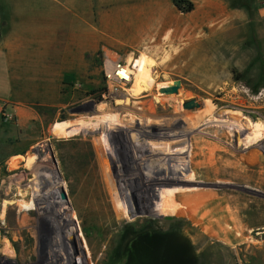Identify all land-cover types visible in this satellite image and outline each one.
Listing matches in <instances>:
<instances>
[{"label": "rangeland", "instance_id": "rangeland-1", "mask_svg": "<svg viewBox=\"0 0 264 264\" xmlns=\"http://www.w3.org/2000/svg\"><path fill=\"white\" fill-rule=\"evenodd\" d=\"M139 1L154 13H91V23H106L90 25L81 13H43L55 3L42 0L43 18L99 38L60 51L71 73L60 104L38 107L36 145L10 168L0 162V210L12 201L0 220V240L11 244L0 264H264V0H190L189 12L174 0ZM138 31L142 40L132 41ZM140 53L153 59L157 83L139 97L130 83L117 91L107 83L108 96L105 54L128 62ZM176 79L180 105L155 98L159 83ZM125 95L130 101L117 103ZM189 99L199 106L184 108ZM213 120L230 139L208 135L203 123ZM54 186L65 192L61 203ZM187 192L195 214L183 209Z\"/></svg>", "mask_w": 264, "mask_h": 264}, {"label": "crops", "instance_id": "crops-1", "mask_svg": "<svg viewBox=\"0 0 264 264\" xmlns=\"http://www.w3.org/2000/svg\"><path fill=\"white\" fill-rule=\"evenodd\" d=\"M52 1L55 7L44 4L43 13H81L78 16L83 20L87 16L90 25L106 23L103 16L91 23V13H154L141 10L139 0H122V6L118 5L121 0ZM41 8L42 0H0V106L15 115L10 120L0 113V162L7 168L36 145L38 107L60 104L61 87L71 78L61 67L60 51H66L69 44L84 50L93 38H99L82 28H68L62 19L43 18ZM232 13L243 16L245 11Z\"/></svg>", "mask_w": 264, "mask_h": 264}, {"label": "bare ground", "instance_id": "bare-ground-1", "mask_svg": "<svg viewBox=\"0 0 264 264\" xmlns=\"http://www.w3.org/2000/svg\"><path fill=\"white\" fill-rule=\"evenodd\" d=\"M128 10V9H127ZM129 24H131V23H129ZM131 26H132V24H131ZM120 27V31L122 32V33H125V29L123 28V26H119ZM127 28H128V26H126ZM129 29H130V27H129ZM135 29V28H134ZM137 30V29H136ZM144 31V30H143ZM142 32V31H141ZM140 31H138L137 33H134L133 35H130L129 37H131L132 38V41H140V40H142V33H141ZM145 32V31H144ZM147 34V33H146ZM144 35V34H143ZM159 37V36H158ZM147 38H149V37H147ZM169 38H170V36H169ZM155 39H157V38H155ZM167 40V39H166ZM156 41V40H155ZM164 43L165 44H167L165 41H164ZM164 45V44H163ZM168 45V44H167ZM196 50V49H195ZM197 50H201L202 51V54L203 55H208V53L205 51L206 49H197ZM190 53V52H189ZM194 53V51H192V54ZM115 54V53H114ZM181 55L180 57H182L184 54H187L186 52H183V51H179V53H178V55ZM198 54V53H197ZM107 56H109V57H111L109 54H106ZM116 56V55H115ZM186 56H188L189 57V61L192 63V64H194V65H198V67H200V65H202V64H205L206 63V61L204 62L203 60H202V57L200 58V57H195V56H190V55H186ZM114 57V56H113ZM128 63H130L131 65H132V68L131 69H129V71H130V75H126V80L125 81H123V82H121V81H117V80H115V79H109V80H107V83H109V85H111V87H113V86H115V84H116V82H119V84H120V86H122V89L123 90H125L126 88L124 87L127 83H130V85H129V87L127 88V92H128V94L129 95H132V96H134V97H139L140 95H141V93H143V92H146V91H148L150 88H152L157 82H156V77H155V75L150 71V69H151V67L154 65V61H153V59L151 58V57H149V56H147L146 54H139L137 57H132V58H130V60H128ZM107 65H110V63H108ZM210 65V64H209ZM197 67V66H196ZM204 69V68H203ZM208 70H210V69H208ZM208 70H206V72H208ZM159 83V82H158ZM118 84V85H119ZM170 84H173V81L171 80V81H169V82H167L166 84H164V85H161L160 83H159V87H162V86H166V85H170ZM158 88V87H157ZM181 89V88H180ZM157 91H158V94L156 93L155 94V98H157V99H159L162 103L163 102H165L166 100L167 101H170V102H177L179 105L182 103V99H181V96H182V91L181 90H178V92L176 93V94H170V93H163V92H160V90L159 89H157ZM123 95V94H122ZM262 95V94H261ZM123 97H125L123 100H117L118 102L117 103H128L127 101H130V99L129 98H126V95L125 96H123ZM261 97V96H260ZM264 97V96H263ZM163 98H165L166 100H164ZM126 99V100H125ZM152 105V104H151ZM151 105H148V106H150L149 108L151 109H153V107L151 106ZM144 106V105H143ZM145 107V106H144ZM107 108V105L106 104H104V103H102V104H99V106H98V110H99V112H100V110H103V111H101V113L102 114H105L106 116H108V114H107V110H104V109H106ZM140 109V108H139ZM154 110V109H153ZM213 116V115H212ZM108 117H111V116H108ZM209 117V119L208 120H211V119H214V117H210V116H208ZM201 120H202V118H201ZM200 120V123H202V121ZM203 121H205V119L203 120ZM212 121V120H211ZM204 122L203 124H205V127L207 128V130H209V136L211 135V136H214V137H220V138H229L231 135L230 134H228V130H225L224 128H223V126L222 125H219L220 123H221V121H220V123H219V121H215V120H213V122ZM246 121V120H245ZM249 121V120H248ZM247 124L248 125H251L250 124V122H247ZM207 125H214V127L212 128H209ZM264 127V126H263ZM216 130H215V129ZM223 129V130H219V129ZM226 129H227V127H226ZM263 129V128H262ZM72 130H73V132H76V131H79V129L78 128H76V127H74V128H72ZM230 130V129H229ZM231 133V132H230ZM230 135V136H229ZM163 136V140L164 139H166V137H168V136H166V135H162ZM161 136V137H162ZM209 138H211V137H209ZM217 138V139H218ZM168 139V138H167ZM230 139V138H229ZM219 140V139H218ZM221 140V139H220ZM219 140V141H220ZM166 142V141H165ZM168 142V141H167ZM166 142V143H167ZM219 144V143H218ZM199 148V147H198ZM224 149V148H223ZM203 151V150H202ZM219 160H221V159H219ZM222 161V160H221ZM218 162H220V161H218ZM222 162H224V161H222ZM206 164V163H205ZM198 166V165H197ZM207 166V165H206ZM222 166V165H221ZM200 168V167H199ZM57 169V168H56ZM199 171H201L200 172V174L199 175H201V176H199L198 175V182L201 180L199 177H202V175L204 174V172H203V174H202V170H201V168H200V170ZM205 175H207V174H205ZM196 177V176H195ZM195 177H194V179H195ZM202 178H204V177H202ZM48 184V183H47ZM53 194V195H52ZM54 194L56 195L55 197H56V199H55V201H53V203L54 202H59L60 201V203H61V201H62V199H61V197L59 196V193H58V191L56 190V186H54V189H53V191L51 192V195L52 196H54ZM190 192H187V202H185L186 203V207H184L183 209H185L186 210V212H188V213H193L192 211H191V208L190 207H192L191 205H193V203H194V201L191 199V197H190ZM207 194H208V197H209V199L210 200H212V199H215L216 200V195L217 194H214L212 191H208L207 192ZM49 197L47 196V198L45 197V198H43V204H44V199H45V202L47 203V204H49L50 205V203H51V199H48ZM47 199V200H46ZM21 200H19L18 201V203L20 202ZM12 203V201H10V200H5L4 199V201H2V208H1V210H0V220L1 219H3L4 218V216H5V214L7 213V208H8V205L9 204H11ZM27 207H29V205L27 204V202L26 201H23V203L21 204V206H20V210H19V213L21 214V210H24L25 208H27ZM65 206L63 205V208H62V210L63 211H65ZM26 210V209H25ZM184 210V211H185ZM41 213V212H40ZM193 214H195V213H193ZM199 214V216L201 215V213H198ZM203 215V214H202ZM201 215V216H202ZM50 216V215H49ZM198 216V219H200V217ZM21 217V219L19 218V220H18V226H23L24 225V223H25V221H26V219L24 218V216H23V214H22V216H20ZM194 217V216H193ZM241 217V216H240ZM232 218V217H231ZM196 219H197V217H196ZM21 220V221H20ZM5 222L7 223L8 221H6L5 220ZM21 222V223H20ZM5 223V224H6ZM7 225V224H6ZM8 226V225H7ZM57 226V227H56ZM65 222H63V227L65 228ZM52 227H53V231L55 230V233H56V235H54L55 236V238L53 239V240H55V242L58 244H61V242H60V240H59V237H60V230H61V225H60V223L59 224H56V223H54V221L52 222ZM59 227V229H56V228H58ZM17 228V227H16ZM15 230V229H14ZM50 230V229H49ZM58 231H59V233H58ZM249 231V230H248ZM15 232V231H14ZM17 232V231H16ZM21 232V231H20ZM18 233V232H17ZM16 233V234H17ZM25 233H27V232H25ZM29 233V232H28ZM13 234V233H12ZM19 235V234H18ZM21 236H22V232H21ZM24 236V235H23ZM23 236H22V238H23ZM238 237H241V236H238ZM19 238L21 239V237L19 236ZM2 239V238H1ZM5 239V238H4ZM245 239V238H244ZM24 240V239H23ZM245 241V240H244ZM2 242H3V245H2ZM10 247H11V244H10V242L8 241V240H0V254H1V252L4 250H7V249H10ZM58 247H60V246H58ZM62 248V247H61ZM57 250H58V248H57ZM29 251V250H28ZM58 251H60V250H58ZM59 254L61 255V257L63 256V254H64V250L62 251H60L59 252ZM263 254V253H262ZM261 254V255H262ZM53 259V258H52ZM60 259V258H59ZM65 263H66V261H65ZM63 264V263H62Z\"/></svg>", "mask_w": 264, "mask_h": 264}, {"label": "built area", "instance_id": "built-area-1", "mask_svg": "<svg viewBox=\"0 0 264 264\" xmlns=\"http://www.w3.org/2000/svg\"><path fill=\"white\" fill-rule=\"evenodd\" d=\"M108 63H110V65H107ZM131 68L132 65L126 62L125 60L119 57L117 58L109 57L105 54V58L103 60V70L107 85L108 96L110 93V91L108 90L110 86L107 84V80L115 79L117 81L123 82L126 80V75H130L129 69ZM118 84L119 82H116L115 86L113 87V89L116 91L120 89L119 88L120 84L119 85ZM0 113L4 119H10V120L15 119V115H13L12 113H7L4 110V105L0 106Z\"/></svg>", "mask_w": 264, "mask_h": 264}, {"label": "water", "instance_id": "water-1", "mask_svg": "<svg viewBox=\"0 0 264 264\" xmlns=\"http://www.w3.org/2000/svg\"><path fill=\"white\" fill-rule=\"evenodd\" d=\"M180 84H181L180 80L176 79V80H173V84L162 86L160 87L159 90L160 92H163V93H177L180 87ZM198 106H199V103L196 102L194 99H189L183 102L184 108H194ZM61 197L66 198L65 192L62 187H61Z\"/></svg>", "mask_w": 264, "mask_h": 264}, {"label": "trees", "instance_id": "trees-1", "mask_svg": "<svg viewBox=\"0 0 264 264\" xmlns=\"http://www.w3.org/2000/svg\"><path fill=\"white\" fill-rule=\"evenodd\" d=\"M174 3L182 12H189L194 9V4L190 0H174Z\"/></svg>", "mask_w": 264, "mask_h": 264}]
</instances>
